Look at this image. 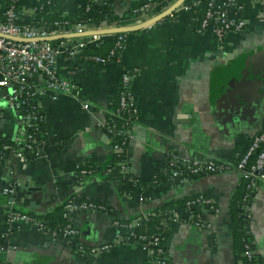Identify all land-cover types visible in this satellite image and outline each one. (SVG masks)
Returning <instances> with one entry per match:
<instances>
[{"label":"crops","instance_id":"0c3cea01","mask_svg":"<svg viewBox=\"0 0 264 264\" xmlns=\"http://www.w3.org/2000/svg\"><path fill=\"white\" fill-rule=\"evenodd\" d=\"M7 1L0 0V13ZM17 1L19 20L32 21L35 0ZM52 1L49 11L74 15L86 0ZM175 1L91 0L93 9L83 28L89 32L139 26ZM185 1L154 23L127 31V45L118 59L99 63L57 52L56 72L76 81V96L46 88L40 74L30 78L35 84L32 100L43 113V142L36 151H23L21 156L12 146L0 154V236H5L0 243V264H139L150 255L137 242L118 241L114 221L129 219L136 225L153 213L162 216L160 245L175 264H243L234 246L231 221L234 196L242 184L240 172L230 167L186 181L167 179L165 173L172 158L196 159V153L198 159L214 158L232 165L251 135L264 129V2L235 0L242 7L229 11L245 19V28L228 32L219 42L209 29L197 30L199 15ZM146 3L145 9L133 10ZM105 5L118 18L94 23L95 8ZM110 34L65 38L76 43L84 39L87 46H95ZM126 69L132 71L131 100L138 110L124 149L127 181L118 170L111 131L105 126L116 121L114 104L120 75ZM247 69L261 75L263 86L255 88L257 98L239 115L228 113L223 88ZM4 93L0 87V138L15 141L24 134V127ZM84 102L89 106L84 107ZM79 164L94 169L91 174H79ZM3 182L14 186L11 196L1 187ZM196 195L208 197L218 208L200 204L202 224H196L183 203ZM69 198L93 200L108 210L72 211L75 232L56 238L32 224L6 221L11 207L33 211L52 222ZM248 213L245 230L264 263V183L251 192ZM104 243L111 246L94 252L78 249L79 244L89 249Z\"/></svg>","mask_w":264,"mask_h":264},{"label":"built area","instance_id":"2783aa9c","mask_svg":"<svg viewBox=\"0 0 264 264\" xmlns=\"http://www.w3.org/2000/svg\"><path fill=\"white\" fill-rule=\"evenodd\" d=\"M205 6L202 15L198 21V31L209 29L219 42H222L224 37L230 31H242L245 28V19L239 17L229 11L230 8H241L235 0H204ZM264 2V0H259ZM49 2V1H48ZM148 3L144 6L133 8L134 11L138 9H145ZM203 0L185 1V6L196 12L195 7H201ZM65 23L67 21H64ZM59 26V21L54 22ZM84 31L82 23H76L73 28L50 27L32 24L31 22H19L17 11L13 5L6 8L4 17H0V87L5 89L4 97L8 107L17 110L20 115L24 134L21 137H15L14 145H4L6 148L12 146L17 155H22L23 151H36L39 145L43 142L38 133H41V123L43 121V113L39 110L37 105L29 104V100L33 98L35 93V84L30 81L34 75H42L46 88L53 92H65L72 95H77L79 92V85L75 80L67 76H60L56 72L55 57L57 52L62 51L68 58L81 57L82 60H89L99 63H106L113 59H118L119 54L125 49L127 31L118 32L114 47L110 50L107 57L101 55L81 54L83 47L87 46L86 40H81L78 43L68 41V39L60 38L57 44L52 43V39H48L49 35L68 33V32H82ZM117 33V32H115ZM97 37H100L97 35ZM132 71L128 69L123 70L120 75V93L118 105L114 110L115 115L120 112H125L135 119L138 114L136 106L132 103V93L130 90V81ZM84 107H88L89 103L84 102ZM128 123V120L126 121ZM105 126L111 132H122L121 141H112V147L116 156L121 155L124 158H118V170L123 178L129 173V167L124 156V149L126 147L127 130L120 128L115 130L112 123H105ZM121 156V157H122ZM171 177H180V180H189L190 174H203L207 172L223 171L230 167L236 168L241 177L246 180V193L242 200L249 202L251 192L264 183V129L253 133L250 137L246 149L240 154L239 158L230 165L229 163L219 159H178L172 158L170 163ZM92 168H80L79 174L87 175L92 173ZM4 191L10 196L14 191V186L4 187ZM8 202L12 204L13 200L9 198ZM193 208L189 210L194 217L196 224H202L201 213L199 211L200 204H207L215 211L217 206L211 203L208 197L203 195H196L193 198L186 200V205ZM195 206V207H194ZM247 206V205H246ZM198 207V208H197ZM248 207V206H247ZM76 209L83 210H104L106 208L103 204L97 203L93 200H77L69 198L63 202V217L66 222L53 225L45 220H41L28 211L21 209L8 208L6 214V221L8 223L19 221L36 226L40 230L46 232L50 237L56 238L59 235H67L75 232L70 221V213ZM114 225L117 227L119 221L115 220ZM163 234L135 232L130 230L126 235L119 233L117 229L116 238L120 242H137L144 248L150 258L139 264H175L164 254L161 239ZM111 243H104L99 246H92L89 249L82 244L78 245V249L83 252H94L98 249H108ZM251 249L247 248L246 254L251 255ZM264 264V263H263Z\"/></svg>","mask_w":264,"mask_h":264},{"label":"trees","instance_id":"16d2710c","mask_svg":"<svg viewBox=\"0 0 264 264\" xmlns=\"http://www.w3.org/2000/svg\"><path fill=\"white\" fill-rule=\"evenodd\" d=\"M49 1V2H48ZM189 2L190 0H186ZM52 0H35L34 5H35V17L32 21H30L32 24H38V25H43L50 27V29H53L55 27H63V28H73V26L76 23H82L85 24L88 22L89 19V13L93 9L91 0H86L79 8L76 14L70 15H59L58 13L51 12L49 11V7L52 4ZM10 5H13L15 10L17 11V6H18V1L17 0H8L7 1V6L3 11L0 13V17H4V12L6 8ZM139 6V5H138ZM137 6V7H138ZM205 6V1L203 0V5L201 7H195L196 13L199 15V17L202 15L203 8ZM118 16L112 13V9L110 6H97L95 8V12L93 15V20L94 23L99 24L101 21H113L117 19ZM59 21V26H56L54 23L55 21ZM64 21H67L66 23ZM19 22H26L19 20ZM117 33H112L108 36H105L104 38L100 39L98 44L95 46H85L81 50V54H88V55H101L104 57H107L109 55L110 50L114 47L115 40L117 37ZM60 39H54L52 40L53 44H57ZM111 60L113 59V55L110 58ZM82 60V59H81ZM119 93H120V79H119V84H118V94H117V99L114 104V110H116L117 105H118V99H119ZM29 104H33V100H29ZM128 120V123L126 122ZM134 121L132 117H129L128 114L125 112H120V114H117L116 121L113 124V127L115 130H118L120 128H123L125 130L126 128L130 127L131 123ZM38 133V137H41V133ZM122 138V132L119 133L117 131L111 132V139L112 141H118L120 142ZM4 145H14L15 146V141H13L10 138H0V154L4 150ZM122 156V155H121ZM116 156V159L118 158H124ZM116 160V161H117ZM87 167L86 165L79 164L78 168H85ZM87 168H92V167H87ZM200 174H190L189 175V180L199 176ZM122 177V176H121ZM129 173L128 175L122 179L123 180H130L129 179ZM173 179L174 177H171L170 175V167L168 168L167 172L165 173V178L168 179ZM157 181H159L157 179ZM246 180L242 178V184L239 186L238 190L236 191V194L234 196V202L231 208V221H232V230H233V240H234V246L237 250L238 253L241 254L242 257V262L243 264H263V261L261 257L258 256L256 253L255 247H254V241L251 238V235L245 228L248 225V203L249 202H244L242 200L243 195L246 193ZM195 196H189L183 200V203L186 205V200L189 198H193ZM96 202V201H95ZM99 203V202H97ZM102 204V203H101ZM106 208V211L108 210V207L103 204ZM192 204L191 206H188V210H191L193 208ZM207 206V208H210L207 204H203V206ZM247 205V206H246ZM195 207V206H194ZM103 211V210H102ZM29 213L33 214V216L44 220L43 218L39 217L38 214L33 213V211H28ZM200 212L201 211H196ZM63 204L61 205L59 214L57 217H52L51 219L52 222H49L53 225L59 224V223H64L66 222V218L63 217ZM202 215V213H201ZM49 219V218H48ZM45 221L48 222L46 219ZM119 225L117 226V229L119 230V233L122 235H126L130 232V230H134L135 232H144V233H156V234H164L163 230V225H162V216L160 213H153V214H148L146 216L141 217V220L139 221L138 224L136 225H131L129 219L125 220H118ZM5 236H0V243L3 242ZM247 248L251 249V255H247L245 252Z\"/></svg>","mask_w":264,"mask_h":264},{"label":"water","instance_id":"95a60500","mask_svg":"<svg viewBox=\"0 0 264 264\" xmlns=\"http://www.w3.org/2000/svg\"><path fill=\"white\" fill-rule=\"evenodd\" d=\"M184 0H176L174 4L165 12L162 14H159L157 16H154L153 18H150L146 21H144L142 24L139 26H128V27H123V26H116V27H111L107 29H96L92 30L89 32L82 31V32H68V33H61L57 35H49L47 38L48 39H56V38H64L68 36H73V35H86L90 33H96V34H101V33H115V32H122V31H129L135 28H140L144 27L147 25H150L160 19L161 17L165 16L168 12L173 10L175 7L180 5ZM264 68V66H263ZM243 75L242 77L238 78L235 80L234 83H229V87L223 88V95H224V100H225V107L228 113H234L235 115H239V113L245 109L249 104L253 103V99L257 98L255 93H253L255 88L257 87H262L263 85L260 83L259 78L261 75L264 73L257 74L256 70H249L247 69L246 71H242ZM232 81L234 79L232 78ZM253 100V101H252ZM252 101V102H251ZM195 158L198 159V154H195ZM199 160H202L199 158ZM177 181H180V177L176 176L174 177ZM6 182H3L1 184V187H6ZM29 191H31L33 188L30 186L27 187ZM10 196V195H9Z\"/></svg>","mask_w":264,"mask_h":264}]
</instances>
